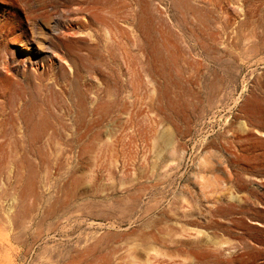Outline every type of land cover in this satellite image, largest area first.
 <instances>
[{"label":"rangeland","instance_id":"rangeland-1","mask_svg":"<svg viewBox=\"0 0 264 264\" xmlns=\"http://www.w3.org/2000/svg\"><path fill=\"white\" fill-rule=\"evenodd\" d=\"M0 264H264V0H0Z\"/></svg>","mask_w":264,"mask_h":264},{"label":"bare ground","instance_id":"bare-ground-1","mask_svg":"<svg viewBox=\"0 0 264 264\" xmlns=\"http://www.w3.org/2000/svg\"><path fill=\"white\" fill-rule=\"evenodd\" d=\"M143 15V14H142ZM19 18V17H18ZM140 18H141V16H140ZM143 19H144V17H143ZM20 20V19H19ZM25 20V19H24ZM141 21V20H140ZM142 23H143V20L141 21ZM141 23V24H142ZM21 24V23H20ZM24 25V24H23ZM30 26V25H29ZM35 26V25H34ZM22 28H20V30H21ZM34 29V28H33ZM30 30V29H29ZM24 43V42H23ZM48 43V42H47ZM50 46V45H49ZM45 48V47H44ZM48 48V47H47ZM50 49V48H49ZM56 50V49H55ZM54 50V51H55ZM45 51H46V48H45ZM41 52V51H40ZM39 52V53H40ZM58 53H56V55H57ZM43 58H45V57H43ZM60 58V57H59ZM62 59V58H61ZM50 61V60H49ZM66 62V61H65ZM47 64H49V63H47ZM51 64V63H50ZM53 64V63H52ZM67 66H68V64H66ZM60 67H61V65H60ZM70 67V66H69ZM64 68H66V66L64 67ZM74 92V91H73ZM160 95L158 96V100H161V97H162V95H163V92L160 90ZM80 94V93H79ZM75 95V94H74ZM72 98V97H71ZM73 100V99H72ZM77 100V99H76ZM78 100H80V99H78ZM83 102V101H82ZM81 103V102H80ZM83 104V103H82ZM84 106V105H83ZM80 112H79V116H80V118L82 119L83 118V116H84V114H85V110H84V108L81 106L80 107ZM26 111H25V109L23 110V112H22V115L25 113ZM31 113H29L28 115H27V119L24 121V130H26V133H28L30 130H32V135H31V139H37L38 138V134L40 133V131H45L46 129H48V128H50V124H48L47 122V120H45V119H43V120H40V121H34V120H32L31 119V116H32V114L30 115ZM30 116V117H29ZM1 124L2 125H6L7 124V122H6V119L3 121V122H1ZM22 176V175H21ZM29 187H31L30 185H26V187L23 189V191H22V194L24 195L28 190H30V188ZM32 188V187H31Z\"/></svg>","mask_w":264,"mask_h":264}]
</instances>
